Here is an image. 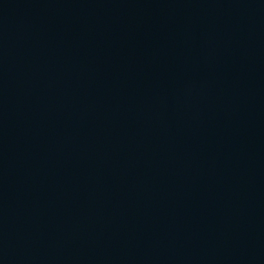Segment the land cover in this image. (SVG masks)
Masks as SVG:
<instances>
[{
	"label": "water",
	"instance_id": "1",
	"mask_svg": "<svg viewBox=\"0 0 264 264\" xmlns=\"http://www.w3.org/2000/svg\"><path fill=\"white\" fill-rule=\"evenodd\" d=\"M0 264H264V0H0Z\"/></svg>",
	"mask_w": 264,
	"mask_h": 264
}]
</instances>
